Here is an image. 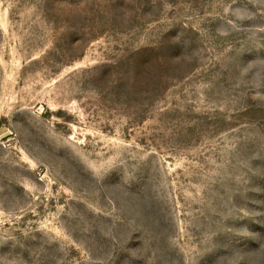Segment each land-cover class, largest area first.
<instances>
[{
    "label": "rangeland",
    "instance_id": "obj_1",
    "mask_svg": "<svg viewBox=\"0 0 264 264\" xmlns=\"http://www.w3.org/2000/svg\"><path fill=\"white\" fill-rule=\"evenodd\" d=\"M0 264H264V0H0Z\"/></svg>",
    "mask_w": 264,
    "mask_h": 264
}]
</instances>
